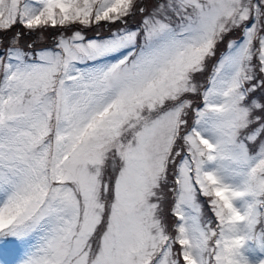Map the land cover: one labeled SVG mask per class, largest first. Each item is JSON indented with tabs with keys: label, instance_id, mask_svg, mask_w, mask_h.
<instances>
[{
	"label": "snow or ice",
	"instance_id": "snow-or-ice-1",
	"mask_svg": "<svg viewBox=\"0 0 264 264\" xmlns=\"http://www.w3.org/2000/svg\"><path fill=\"white\" fill-rule=\"evenodd\" d=\"M0 264H264V0H0Z\"/></svg>",
	"mask_w": 264,
	"mask_h": 264
},
{
	"label": "trees",
	"instance_id": "trees-1",
	"mask_svg": "<svg viewBox=\"0 0 264 264\" xmlns=\"http://www.w3.org/2000/svg\"><path fill=\"white\" fill-rule=\"evenodd\" d=\"M139 21H140V16L137 15L134 19H129V26L132 28H135L138 26ZM85 32H86L87 37H89V38L97 36V33H99V36L101 38L106 37L110 34L109 30L107 28L97 29L95 26H93L92 28L86 29ZM55 35H56V33L52 30H48L46 32H43L42 34L37 33L35 35H26L22 38L21 43L23 45H27L29 43H32L37 48L52 47L53 46V37ZM201 203L204 204L203 211H204L205 217L214 219L213 214L211 213V211L209 210V208L207 206L205 198H201ZM168 206H170V205H166V210H167ZM169 219H171V218H169Z\"/></svg>",
	"mask_w": 264,
	"mask_h": 264
}]
</instances>
